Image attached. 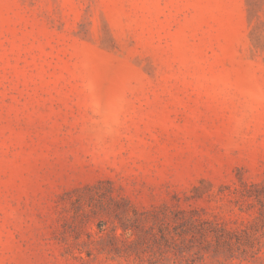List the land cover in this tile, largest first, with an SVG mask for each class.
Segmentation results:
<instances>
[{"label": "rangeland", "instance_id": "rangeland-1", "mask_svg": "<svg viewBox=\"0 0 264 264\" xmlns=\"http://www.w3.org/2000/svg\"><path fill=\"white\" fill-rule=\"evenodd\" d=\"M0 264H264V0H0Z\"/></svg>", "mask_w": 264, "mask_h": 264}, {"label": "trees", "instance_id": "trees-1", "mask_svg": "<svg viewBox=\"0 0 264 264\" xmlns=\"http://www.w3.org/2000/svg\"><path fill=\"white\" fill-rule=\"evenodd\" d=\"M115 249L118 250L119 253H122L121 248H120V250H119V248H115ZM120 255H122V254H120Z\"/></svg>", "mask_w": 264, "mask_h": 264}]
</instances>
